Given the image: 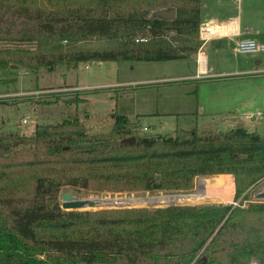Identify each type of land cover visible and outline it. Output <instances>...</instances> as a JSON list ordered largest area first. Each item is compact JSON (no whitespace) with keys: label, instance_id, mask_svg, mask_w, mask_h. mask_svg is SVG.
Returning a JSON list of instances; mask_svg holds the SVG:
<instances>
[{"label":"trees","instance_id":"obj_1","mask_svg":"<svg viewBox=\"0 0 264 264\" xmlns=\"http://www.w3.org/2000/svg\"><path fill=\"white\" fill-rule=\"evenodd\" d=\"M203 2L0 0V75L12 65L190 58L202 44ZM172 9L175 17L161 13ZM113 118L103 132L78 116L38 123L31 135L0 132V264H264V200L242 206L264 181V135H146L128 116ZM216 174L233 175L239 205L62 207L68 188L191 191Z\"/></svg>","mask_w":264,"mask_h":264},{"label":"rangeland","instance_id":"obj_2","mask_svg":"<svg viewBox=\"0 0 264 264\" xmlns=\"http://www.w3.org/2000/svg\"><path fill=\"white\" fill-rule=\"evenodd\" d=\"M241 2L243 20L264 25V0ZM234 3L237 7L238 1L234 0ZM245 55L248 54L238 53L236 57L243 58ZM252 55L261 57L262 64L255 67L263 69L264 52ZM231 61L232 59L223 62L231 67ZM87 65L90 67H86ZM193 66L192 60H187L184 64L169 60H121L80 62L73 66L63 63L54 70L45 67L33 71L24 67L15 68L13 71L7 69L0 75V132L5 135L12 132L31 135L38 123H59L74 116H78L90 132H103L112 127L113 114L116 112L128 116L132 123L139 126L140 132L146 135L177 134L187 138L195 130L199 135H210L238 127L264 135V115L261 118L256 117L257 112L264 111V70L240 75L235 81L204 85L197 96L190 97L188 104L184 101L183 106H180L175 96L180 94L182 88L178 84L161 83L159 78L191 72ZM130 80L137 82L134 85L120 83ZM207 87L209 89H202ZM197 101L205 104L204 109L197 108ZM188 105L195 107L189 111ZM225 109H230L231 112L237 109V120L225 114ZM178 110L184 112L179 114ZM229 116L233 118L228 120ZM23 118L28 119L26 124H23ZM216 177L217 174L198 177L203 179H196L195 188L191 191L134 192L100 196L83 192L76 194L72 191L73 188L65 191H72L80 197L113 199L118 202L112 205L123 207H162L171 204L239 205V200L233 199V187L225 191L227 197L231 196L229 202L206 201L202 196L204 189L218 187L219 178ZM263 189L264 181L252 189L251 199L245 200L242 206L248 207L249 202L264 200L256 198L257 192ZM254 264L260 263L254 261Z\"/></svg>","mask_w":264,"mask_h":264},{"label":"crops","instance_id":"obj_3","mask_svg":"<svg viewBox=\"0 0 264 264\" xmlns=\"http://www.w3.org/2000/svg\"><path fill=\"white\" fill-rule=\"evenodd\" d=\"M237 1L238 4L236 7L234 0H204L202 19L206 20L213 18L216 21H221L225 24V26H223L222 34L212 36L206 43L203 42V44H201L198 53L201 52L204 55L203 59H198L197 53L195 56L193 55L190 58L169 60L171 62L175 61L176 63L181 64L186 63L187 60H192L194 66L191 72L159 78L161 83H170V85L178 84V86L182 88L180 94L175 96V98L179 100L180 106H183L184 101L188 104L187 101H189L190 97L194 95L197 96V94L200 93L201 87L204 85L220 81L231 82L237 80L240 75L243 76L255 71L264 70V68L260 69L255 67V65L260 66L263 61L260 56L252 55L255 53H246L248 55H245L243 58L236 57L238 53H242L235 50V42L238 39L255 37L260 41H264V25H256L252 20L244 21L243 11L241 9L242 4H240L242 0ZM230 59H232L231 67L227 66V64L223 62L229 61ZM86 67L90 66L87 65ZM143 81L145 82V79H143ZM136 82L137 80H130L120 83H129L134 85ZM202 89L209 88L207 87ZM196 104L197 108L202 107V109H204L205 107V104H200L199 101H197ZM194 107L195 106H189V111ZM177 112L181 114L184 111L178 110ZM224 112H226L225 114L227 115L233 116L235 120H237V116L235 115L237 113V109H234V112H231L230 109H225ZM230 116L228 117V120L233 118ZM144 128L146 129V127ZM217 176L218 177L216 178H219L218 187L204 189L202 196H204L206 201L209 203H227L230 201L231 196L227 197L225 191L231 187L234 188L233 177L230 174H218ZM200 179L203 178H199L198 180Z\"/></svg>","mask_w":264,"mask_h":264},{"label":"water","instance_id":"obj_4","mask_svg":"<svg viewBox=\"0 0 264 264\" xmlns=\"http://www.w3.org/2000/svg\"><path fill=\"white\" fill-rule=\"evenodd\" d=\"M165 17H175L176 10L172 9L169 11L161 12ZM12 68H18L17 65H12ZM256 198L264 199V189L257 192ZM62 207L64 209H100V208H118L123 206H114L113 203H117L118 201H114L113 199H107L104 197H80L73 192L63 191L61 195ZM121 201V200H120Z\"/></svg>","mask_w":264,"mask_h":264},{"label":"built area","instance_id":"obj_5","mask_svg":"<svg viewBox=\"0 0 264 264\" xmlns=\"http://www.w3.org/2000/svg\"><path fill=\"white\" fill-rule=\"evenodd\" d=\"M219 26V24L216 23V20L206 19L201 22L200 24V38L203 40L204 43H206L212 36H218L222 33L220 32H213L212 27ZM214 29V28H213ZM146 38H137L136 41H146ZM235 50L242 52V53H256V52H264V41H259L256 38L252 37H245L238 39L235 42ZM203 59L204 55L200 52L198 53V59ZM264 112H258L257 116L258 118L263 117ZM23 124H26L28 122L27 118H23L22 120Z\"/></svg>","mask_w":264,"mask_h":264},{"label":"bare ground","instance_id":"obj_6","mask_svg":"<svg viewBox=\"0 0 264 264\" xmlns=\"http://www.w3.org/2000/svg\"><path fill=\"white\" fill-rule=\"evenodd\" d=\"M216 23L217 24H219V26H218V28H217V26H214V27H212V30H213V32H215V34H216V32H223V26H225V24H223L221 21H216ZM214 28V29H213ZM216 197V196H215ZM220 197V196H219ZM164 198V197H163ZM166 198V197H165ZM149 199V198H148ZM195 199V198H194ZM189 200V199H188ZM141 201V200H140Z\"/></svg>","mask_w":264,"mask_h":264}]
</instances>
